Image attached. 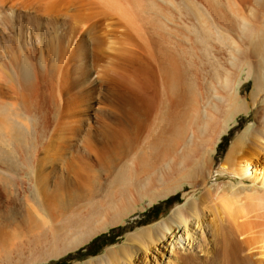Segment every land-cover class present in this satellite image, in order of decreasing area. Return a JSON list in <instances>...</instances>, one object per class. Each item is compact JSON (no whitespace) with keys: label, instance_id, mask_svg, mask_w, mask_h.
<instances>
[{"label":"rangeland","instance_id":"rangeland-1","mask_svg":"<svg viewBox=\"0 0 264 264\" xmlns=\"http://www.w3.org/2000/svg\"><path fill=\"white\" fill-rule=\"evenodd\" d=\"M33 1L0 5V74L15 85L26 67L30 83H18L37 101L28 106L0 80V264H84L190 202L197 219L190 214L173 236L167 230L134 264H191L186 256L211 264L207 225L217 222L207 207L219 209L225 192L220 200L246 197L251 184L238 186L220 166L247 132L253 139L235 156L264 160V89L252 98L256 81L264 83V46L255 44L264 42V2L234 0L245 1L238 8L251 31L243 33L227 0ZM145 105L132 141L116 148L120 123H136L134 108Z\"/></svg>","mask_w":264,"mask_h":264},{"label":"bare ground","instance_id":"bare-ground-1","mask_svg":"<svg viewBox=\"0 0 264 264\" xmlns=\"http://www.w3.org/2000/svg\"><path fill=\"white\" fill-rule=\"evenodd\" d=\"M14 1L15 0H0V5H5V4H11L12 5H15L17 2L20 3L21 1H26V0H16L15 4H14ZM20 1V2H19ZM28 1V0H27ZM33 1V0H31ZM38 1V0H36ZM35 1V2H36ZM256 4L258 5V2H264V0H256ZM10 2V3H9ZM34 2V1H33ZM242 2V1H241ZM26 3V2H25ZM28 3H31V2H28ZM27 3V4H28ZM109 3V2H108ZM227 7L231 13V15L233 14V16L237 17L240 22H241V26H242V30H243V33H247L251 31V28L250 26H248V24L246 23V20L244 18V16H242V12L239 10L240 8H238V6H242L240 4H244L245 1H243L242 3H240L239 1V5H237L235 3L234 0H227ZM22 4L24 5V3L22 2ZM35 4V3H34ZM20 5V4H18ZM17 5V6H18ZM22 5V6H23ZM26 5V4H25ZM33 5V3L31 4ZM7 6V5H6ZM5 6V7H6ZM9 6V5H8ZM29 6V5H28ZM35 6V5H34ZM51 6V5H50ZM55 6V5H54ZM154 7V6H153ZM187 7V6H186ZM2 8V7H1ZM36 8V7H35ZM151 8V7H150ZM193 8V7H192ZM157 9V8H156ZM3 9H0V19L2 20L4 18V16L7 15L6 12L2 11ZM151 10V9H150ZM252 10V9H251ZM7 11V10H6ZM250 11V10H249ZM254 11V10H253ZM256 11V10H255ZM97 12V11H96ZM158 12L160 13V11L158 10ZM165 15V14H164ZM68 16V15H67ZM10 17V16H9ZM69 17V16H68ZM4 21V20H3ZM9 21V20H8ZM29 21H30V18H29ZM32 21V20H31ZM27 22V21H26ZM2 23V22H1ZM30 24V23H29ZM48 25V24H47ZM21 27V25H20ZM47 27V26H46ZM2 29V28H1ZM93 30V29H92ZM49 33V32H48ZM76 36V35H75ZM56 38V37H55ZM89 38V37H88ZM72 39V38H71ZM68 41V40H67ZM70 41V40H69ZM92 41V40H91ZM77 42V41H76ZM8 43V42H7ZM65 44V43H64ZM77 44V43H76ZM257 46H256V49L257 51L260 50L259 47H263L264 46V42L262 44V42H256L255 43ZM6 45V44H5ZM14 45V44H12ZM59 45V44H58ZM57 45V46H58ZM233 43L231 41H229V46H232ZM235 45V44H234ZM61 46V45H60ZM68 46V45H67ZM6 47V46H5ZM9 47H12L9 45ZM55 47V46H54ZM60 48V47H59ZM81 48V47H80ZM70 49V48H69ZM8 50V49H7ZM53 50V49H52ZM58 50V48H57ZM92 50V49H91ZM262 50V49H261ZM64 51V50H63ZM70 51V50H69ZM42 52V55H43V51ZM50 52V50L48 51ZM54 52V51H53ZM52 52V53H53ZM60 52V51H59ZM58 52V54H59ZM80 52V51H79ZM259 52V51H258ZM11 53V52H10ZM30 53V51H29ZM72 53V52H71ZM34 54V53H33ZM57 54V53H56ZM57 54V55H58ZM51 55V54H50ZM71 55V54H70ZM1 56V55H0ZM53 56V55H52ZM66 56V55H65ZM82 56V55H81ZM13 57V56H11ZM57 57V56H56ZM70 57V56H69ZM10 58V57H9ZM27 58V57H26ZM45 58V57H44ZM59 58V57H58ZM57 58V59H58ZM64 58V57H63ZM239 58V55L236 54L234 57H233V62L232 64L234 65V67H236V65L238 64V59ZM35 59V58H34ZM40 59V58H39ZM46 59V58H45ZM18 60V59H17ZM23 60V59H22ZM32 60V59H31ZM72 60V59H71ZM43 61V60H42ZM60 61V60H59ZM18 63V62H17ZM62 63V62H61ZM99 63V62H98ZM28 64V63H27ZM31 64V63H30ZM77 66V65H76ZM22 67V66H21ZM52 67V66H51ZM2 68V67H1ZM19 68V67H18ZM35 68V67H34ZM11 69V68H10ZM22 71H21V70ZM19 70H17L18 72H21L22 74H18V72L16 71L15 72V76L16 78L20 77L19 80L20 82H22V84H26V82H28V84L30 83V80H31V74L29 76V73L27 72L26 70V67H24L23 69L20 68ZM236 69H240V67L236 68ZM1 70V69H0ZM37 70V69H36ZM35 70V71H36ZM60 70V69H59ZM84 70V69H83ZM83 70L81 69L82 72L81 73H84ZM3 70H1L2 72ZM34 72V71H33ZM74 72V71H73ZM35 73V72H34ZM65 73V72H64ZM67 73V72H66ZM79 73V72H78ZM3 74V73H2ZM0 74L1 78L0 80L3 81V80H8V77H6V75H3ZM85 75V74H83ZM224 77L223 79H221L219 76V80L221 81V84L226 86V87H229L230 85V78H229V75H230V72L228 71H224ZM248 75H250V72L248 71ZM78 76V75H77ZM3 77V79H2ZM38 73H37V77L36 79L39 80L38 78ZM59 77V76H58ZM7 78V79H6ZM16 78H14L13 80L16 81ZM17 78V80H18ZM63 78V77H61ZM67 78V77H66ZM82 78V77H81ZM10 80V79H9ZM12 80V81H13ZM16 81L15 85L13 84L12 85V82L10 83V81H3V83L5 82V84L7 85V82L10 83L8 84L9 86L7 87L10 91V93H12V95H14V97L16 99H21V101H23L24 99L27 98V95L30 94V91L27 92V94L25 93V89H22L21 87V83H18L19 82ZM41 80V79H40ZM39 80V81H40ZM76 80V79H75ZM0 81V82H1ZM24 81V82H23ZM44 81V79H43ZM35 82V81H34ZM37 82V81H36ZM70 82V81H69ZM77 82H80V81H77ZM76 82V83H77ZM3 84V85H5ZM23 84V85H24ZM27 84V85H28ZM0 85H2V82L0 83ZM22 85V86H23ZM27 85L25 86L27 88ZM39 86L38 83L35 84V87ZM34 86V85H33ZM41 86V85H40ZM44 86V85H43ZM5 87V86H4ZM5 87V88H6ZM12 90H11V88ZM24 87V86H23ZM63 87V86H62ZM191 86H189L190 88ZM7 88L5 89L6 91L5 92H8ZM34 88V87H33ZM45 88V87H44ZM257 88V92L255 91L253 94V99L256 95L259 94L260 91H262V88L264 89V83L261 81V80H258L256 81V85H255V89ZM0 89H2V86H0ZM28 89V88H27ZM66 89V88H65ZM70 89V88H69ZM35 90V88H34ZM33 90V91H34ZM37 90V89H36ZM58 90V89H57ZM3 90H1V94L4 95V91L2 92ZM12 91V92H11ZM8 92V93H9ZM35 92V91H34ZM50 92V91H49ZM7 93V94H8ZM48 93V92H47ZM55 93V92H54ZM0 94V95H1ZM9 95V94H8ZM2 96V95H1ZM11 96V94H10ZM30 98L31 95H28ZM41 96V95H40ZM13 97V96H12ZM38 97V96H37ZM36 97V98H37ZM47 97V96H46ZM14 98V99H15ZM34 98V99H36ZM53 98H54V95H53ZM33 98H31L30 100L26 99L28 102V104L26 102H24L22 105H28V106H33V105H36L35 103L37 101L34 102L33 104V101H31ZM52 99V98H51ZM32 103H31V102ZM221 101V99H220ZM56 102V101H55ZM32 105H31V104ZM53 103V101H52ZM3 104V103H2ZM0 103V105H2ZM17 104V103H16ZM6 104H4L5 106ZM26 105V106H27ZM56 105V104H54ZM59 105V104H58ZM213 105V103H209V106ZM3 106V105H2ZM0 106V107H2ZM20 106V105H19ZM27 106V107H28ZM53 106V105H52ZM81 106V105H80ZM17 107V106H16ZM15 107V108H16ZM23 107V106H22ZM27 107H23L22 110H26L25 113L27 112V110L29 112H27L28 114L29 113H33L34 114V111L35 109H33L32 107H29L28 109H26ZM59 107V106H57ZM3 108V107H2ZM5 108V107H4ZM31 108V109H30ZM54 108V107H53ZM52 108V109H53ZM240 108H243V106L241 104H238L237 106V109H240ZM18 109V108H17ZM57 109V108H56ZM60 109V108H59ZM58 109V110H59ZM136 113H137V121L136 123H133V124H128V125H124V123H120V134H118L117 136V139H116V148H120V147H126L127 144H129L131 141H132V138H133V135L135 134L136 130L139 128L140 126V122L139 120H142V119H145L146 115H147V105L143 106L142 108H134ZM23 110V111H24ZM67 110V109H66ZM36 111V110H35ZM51 111V110H50ZM57 111V110H56ZM128 111L132 112L133 109H129ZM15 112H16V109H15ZM14 112V113H15ZM17 112H21V111H18ZM31 113V115H32ZM54 113V111H53ZM52 113V114H53ZM56 113V112H55ZM78 113V112H77ZM36 114V113H35ZM34 114V115H35ZM26 115V114H25ZM29 115V117L31 116ZM40 115V114H39ZM55 115V114H53ZM80 115V114H79ZM15 116V114H14ZM20 117V116H19ZM16 118V117H15ZM56 118V117H55ZM264 118V117H263ZM19 119V118H18ZM32 119V118H31ZM54 119V118H53ZM52 119V120H53ZM76 122V121H75ZM64 124V123H63ZM73 124V123H71ZM76 125V124H75ZM63 126V125H62ZM68 127V125H67ZM72 127V126H71ZM82 127V126H81ZM64 129V128H63ZM69 129V127H68ZM72 129V128H71ZM75 130V128H74ZM59 131V130H58ZM65 131V130H64ZM73 132V129L71 130ZM70 132V131H69ZM71 132V133H72ZM78 132V131H77ZM81 132V131H80ZM59 133V132H58ZM61 133V132H60ZM64 134V133H63ZM250 134V133H249ZM251 135V134H250ZM253 135V134H252ZM257 135V134H255ZM248 132L247 134H243L242 137L240 139H238L236 142H234V144L232 145V147L230 148V151L228 152V154L226 155V159L224 161V163H222V165L220 166V170L224 173H227L229 174L231 177L233 178H237L238 181L240 182L238 184L239 185H242L244 184V182L246 183L249 182L251 184H249V188L248 191L249 193L247 195H243V196H246V197H242L239 198V197H235L233 195V192L231 193L230 197H223L222 200L221 197L225 195H229L230 192H225L222 196L220 194V199H216L219 200L218 202V206H219V209L216 208V206L214 207V209L212 207H207V209L211 212V214L214 215V220L213 221H216L217 223H215V226L213 228H211V223L209 225H207V227H209V229L211 230L212 234L213 235V238L215 240V250H214V253L212 255V261H211V264H263V262L261 261V259H263V253L261 252L262 250L264 251V160L261 159V161H257V158H256V161H254V159H252L253 157L251 156L254 152H249L250 155L248 154L247 156V151L242 153L243 155L246 153L245 156H239V157H236L235 156V149L238 146H240L244 141V143H247L245 140L249 141L248 138H252L253 137H248ZM254 136V135H253ZM259 136V135H258ZM58 137V136H57ZM264 137V136H263ZM247 138V139H246ZM258 138V137H257ZM58 139V138H57ZM63 139V138H61ZM106 139V138H105ZM251 139V140H252ZM263 139V138H262ZM34 140V139H33ZM103 140V139H102ZM53 141V140H52ZM257 141H260V140H257ZM56 142V141H55ZM59 142V141H58ZM63 142V141H62ZM65 142V141H64ZM256 142V140L254 141ZM261 142V141H260ZM260 142H256L258 145ZM263 142V141H262ZM253 143V142H252ZM255 143V151H256V145ZM54 144V143H53ZM250 144V142H249ZM248 144V146H249ZM252 145V144H251ZM263 145V144H262ZM51 147H54L52 145H50ZM242 146H244V144H242ZM60 147V146H59ZM246 146H244L245 148ZM252 147V146H251ZM249 146V148L247 149H250L251 148ZM263 147V146H262ZM243 148V147H241ZM38 149V148H37ZM37 149H32L33 151L35 150V152L37 151ZM68 149V148H67ZM105 149V148H104ZM246 149V150H247ZM254 147L252 148V151H253ZM258 149H261V147L259 148L258 146ZM257 149V150H258ZM264 149V148H263ZM242 150V149H241ZM251 150V149H250ZM262 150V149H261ZM260 150V151H261ZM48 151V150H47ZM46 152V151H45ZM99 152V151H98ZM259 152V150H258ZM264 153V151H262ZM261 152V153H262ZM50 153V152H49ZM239 153V155H240ZM255 154H253L254 156ZM261 155V154H260ZM263 155V154H262ZM252 158H251V157ZM257 156V154H256ZM259 157V155H258ZM261 157V156H260ZM264 157V156H263ZM260 160V159H259ZM34 169L32 170V175H34L33 173H35ZM37 172V171H36ZM31 175V176H32ZM35 176V175H34ZM33 176V177H34ZM42 178H44V175L43 176H40ZM35 179V178H34ZM36 180V179H35ZM45 180V179H44ZM30 183L32 181V179L29 180ZM38 181V180H37ZM46 181V180H45ZM64 183V182H63ZM34 184V180L32 182V185ZM38 184V183H37ZM41 184H44V183H41ZM36 185V184H34ZM33 185V186H34ZM39 185V184H38ZM45 185V184H44ZM47 185V184H46ZM42 186V185H40ZM48 186V185H47ZM46 186V187H47ZM237 186V187H238ZM243 186V185H242ZM36 187V186H35ZM49 187V186H48ZM47 187V188H48ZM244 187V186H243ZM40 188V187H39ZM245 188V187H244ZM247 188V187H246ZM41 189V188H40ZM39 189V190H40ZM45 189V188H44ZM58 189V188H57ZM56 189V190H57ZM228 189H232V188H228ZM234 189H238V188H234ZM45 191V190H44ZM229 191V190H228ZM234 191L235 193L237 191L235 190H232ZM38 192V191H37ZM46 192V191H45ZM53 192V191H51ZM59 192V191H58ZM48 193V192H47ZM228 193V194H227ZM234 193V194H235ZM238 193V192H237ZM239 194V193H238ZM47 195V194H46ZM39 197V196H38ZM212 200L211 202H214L212 197L209 196ZM235 197V198H234ZM48 198V197H47ZM214 198V197H213ZM26 199H29V198H26ZM188 199V198H187ZM215 199V201H216ZM14 200V199H13ZM48 200V199H47ZM30 201V199H29ZM217 202V201H216ZM213 204V206L215 205V203ZM17 203V202H16ZM37 203V201H36ZM34 204V202L32 203ZM195 203H187V205L185 204L183 206V209L182 211H178L179 209L178 208H174V210L171 212L172 216L165 220L164 222L162 221V223H156V226L155 227H147V228H141L139 229L138 231H136L135 233H132V234H129L127 237H126V240H127V245L124 246L122 249L120 250H113V249H108L105 251L104 255L99 258V259H96V260H92V261H88L84 264H134V263H138L141 259V254H142V250L144 251H147L148 249H150V246L155 244L157 245V243H160L161 241L165 240V239H168L167 238V233L166 231H170V236L175 233V230L178 229V227H186V224H187V218L189 217V215L191 214V217L194 216L198 217V214H199V209L198 207H196L194 205ZM181 206V205H180ZM210 206H212L210 204ZM180 208V207H179ZM202 208L201 210H203V208L205 209L206 207H200ZM178 209V210H177ZM200 210V212H201ZM209 212V213H210ZM222 215L219 217V215ZM204 215V214H202ZM185 216V218H184ZM200 217V216H199ZM194 219V218H193ZM190 220V219H189ZM192 220V219H191ZM212 220V219H211ZM200 222V220H198ZM193 222V221H192ZM204 223V220L203 218L201 219V223ZM214 223V222H213ZM206 226V225H205ZM5 227V226H4ZM199 227V226H198ZM187 228V227H186ZM261 228V229H260ZM3 229V228H2ZM182 230V228H181ZM178 233H179V230L178 232L174 235V238H176L177 240H179L178 238ZM173 236V235H172ZM241 237L242 238V241H239L238 238ZM134 243H137L138 246H135ZM171 244V243H170ZM142 247V248H140ZM253 251H255V253H253ZM242 252H244L242 254ZM254 255H259L258 258L261 256L262 258L260 259V261H252V257ZM191 259L192 262L191 264H204L197 261V259H195L194 257H191L189 258L188 256L184 257V259ZM194 258V259H193ZM198 258V257H197ZM264 260V259H263ZM185 262V261H184Z\"/></svg>","mask_w":264,"mask_h":264},{"label":"trees","instance_id":"trees-1","mask_svg":"<svg viewBox=\"0 0 264 264\" xmlns=\"http://www.w3.org/2000/svg\"><path fill=\"white\" fill-rule=\"evenodd\" d=\"M218 148L221 150L223 148V142L218 146ZM221 154L223 153V150H221L220 152ZM169 203V199H167L165 202H163V204L167 205ZM99 239V238H97Z\"/></svg>","mask_w":264,"mask_h":264}]
</instances>
